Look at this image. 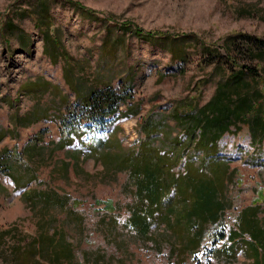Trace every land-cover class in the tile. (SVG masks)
<instances>
[{
	"label": "rangeland",
	"instance_id": "374dc122",
	"mask_svg": "<svg viewBox=\"0 0 264 264\" xmlns=\"http://www.w3.org/2000/svg\"><path fill=\"white\" fill-rule=\"evenodd\" d=\"M35 2L0 0V155L7 151L11 156L7 160L13 164L12 179L0 180V231L15 228L10 238L0 241V264H17L23 256L18 253L27 243L21 241L36 237V226L42 220V226L60 230L73 248L74 262L80 264H96L101 255V260H109L107 264H250L242 253L229 256L227 252L236 250L228 251L229 242L220 234L227 236L235 230L240 213L248 207H258L259 218L264 221V139L253 141L248 127L241 125L238 132L232 129L220 140L218 158L228 163L230 173L222 178L219 188L227 210L219 223L202 227L203 239L196 250L186 246L196 239L185 217L194 209L196 199L184 188L187 180L179 182L178 195L170 203L176 208L173 220L156 216L148 235L136 232L129 220L130 211L139 203L128 172L111 171L92 157L72 168L65 152L54 147L59 119L64 118L75 99L63 80V61H49L42 53L43 40L33 17L22 16ZM69 3L95 12L104 23L81 20ZM50 10L55 33L62 40L69 64L77 68L74 72L78 78L90 83L97 74L110 76L117 86L128 73L127 78L133 81L127 86L133 88L132 108H139L138 115L118 116L110 123L109 131L116 130L110 136L111 149L121 153L138 148V142L144 139L140 127L145 118L167 116L176 101L203 105L235 65L256 69L264 92V59L257 55L258 45L249 47L252 42L247 39L254 36L264 41V0H50ZM9 23L18 31L10 32ZM121 26L145 34L169 35L173 45L187 49V62L171 61L163 49L166 40L149 43L126 34L122 48L114 54V60L110 59L111 68L106 66L108 71L96 73L102 62L100 46L108 36L111 42L121 37ZM209 48L212 55L205 51ZM34 82L50 84L51 88L36 96L20 90ZM121 111L124 113V106ZM20 119L22 125L18 126ZM168 122L174 126V122ZM159 146L161 140L156 139L153 147ZM189 155L197 170L202 166L212 175L219 171L216 164H201V154L190 150ZM184 160L174 170L176 173H182ZM24 175L35 178L30 183L31 197L39 191L41 195L62 197L67 203L64 212L75 213L78 224L65 220L60 208L45 210L33 200L23 202L14 185L28 186ZM173 195L170 192L168 198ZM41 264L49 263L42 260Z\"/></svg>",
	"mask_w": 264,
	"mask_h": 264
},
{
	"label": "trees",
	"instance_id": "16d2710c",
	"mask_svg": "<svg viewBox=\"0 0 264 264\" xmlns=\"http://www.w3.org/2000/svg\"><path fill=\"white\" fill-rule=\"evenodd\" d=\"M35 1L31 11H26V14L22 16L33 17L34 25L43 40L42 53L49 61L55 64L60 60L63 61V80L75 99L64 118L59 119L61 130L74 135L75 131L84 129L87 134L95 135V133L108 131L110 123L118 116L138 115L139 108H132L133 88L127 85L133 81L131 78H127L128 73L123 79H120V85L117 86L114 85V80L110 76L103 77L97 74L90 83L82 81L83 77L78 78L74 72L77 68L73 64H69L63 50L62 40L59 38V34L55 33L50 15V0ZM69 4L72 9L78 12L81 20H86L89 23H104V20L97 17L95 12L72 3ZM7 25L10 32L18 31L12 23ZM119 28L121 37H115L114 42H111L108 36L100 46L102 62L96 73L108 71L111 68L109 64L112 61L110 59L114 60V54H117L118 49L122 48L124 43L122 38L126 34L140 37L149 43L158 41L157 39L166 40L167 44L163 49L168 51L171 61L183 64L187 62V49L173 45L169 40V35L163 37L152 33L145 34L133 30L131 26ZM108 34L110 35V33ZM20 39L24 44L23 35L20 36ZM247 39L252 42L249 47L253 48L255 44L258 45L259 54L257 53V55L264 59V41L254 36L247 37ZM205 51L208 52V55H212L210 48ZM251 51L252 49L248 50V53ZM230 64L232 65V62ZM106 66H109L108 69ZM216 70L221 71L218 67ZM81 74L83 76V72ZM223 76L224 78L217 83L214 94L204 105L199 106L181 100L172 106L167 116H160L157 120L145 118L140 127V134L144 139L138 142V148L134 152L129 151L124 154L117 150L112 154L109 151L114 147L98 146L97 151L105 153L100 156L98 161H101L104 167L111 171H127L128 181L134 183V195L139 204H136L130 211L129 224L136 232L148 235L152 227L151 221L153 218L158 219L156 216H160L168 222L173 220V212L176 208L170 203L177 197L179 182L182 180H187L184 183L187 193H193L196 196L193 203L194 209L187 211L185 215L188 220V228L192 233L196 232L192 236L196 239L190 240L186 246L196 250L203 239L201 237L202 227L219 223L220 216L227 210L221 199L219 188L222 178L230 173H228V163L218 158L219 142L226 133H230L231 129L238 132L241 125L248 127L253 141H263L264 92L260 89V75L256 69L251 70L245 65L238 64ZM49 85L34 82V84L22 86L20 90L28 95L46 94L51 88ZM122 106L125 107L124 113L121 111ZM32 118L36 120V117ZM18 121L20 122L17 125L21 126L22 120ZM168 121L174 122V126L170 127ZM175 132L176 134L172 136ZM156 139L161 140V146L158 148L153 147ZM190 150H193L195 155L201 154V164L205 166L216 164L219 166V171H214L212 175L202 166L198 167L200 170H197L190 163ZM183 159H185L183 171L178 174L174 170L181 166ZM190 174L193 175V179L189 178ZM188 180L192 182L189 183ZM170 192L174 195L168 198ZM188 205L189 203H186L185 207ZM258 213V207L248 212L237 229L231 230L227 236L221 233V239L227 237L228 240H234L239 238L240 234L249 235L248 231L250 230L251 238H255L257 241L258 239L264 240L263 230L257 228L254 220L248 219L256 217ZM236 251L231 252L236 256L239 252ZM253 259L255 264L254 256ZM259 264H264V253L260 256Z\"/></svg>",
	"mask_w": 264,
	"mask_h": 264
},
{
	"label": "crops",
	"instance_id": "0c3cea01",
	"mask_svg": "<svg viewBox=\"0 0 264 264\" xmlns=\"http://www.w3.org/2000/svg\"><path fill=\"white\" fill-rule=\"evenodd\" d=\"M37 94V93H36ZM36 94H29L30 96H36ZM177 102L176 101L172 104L174 106ZM208 102V101H207ZM205 104V103H204ZM203 104V105H204ZM199 105V104H198ZM171 106V108H172ZM202 106V105H199ZM169 112V110L167 111ZM43 119H40L37 122L42 121ZM16 121V120H15ZM32 125V124H30ZM232 130V129H231ZM115 129L108 130L104 133H96L95 137H93V134H88L84 131V129H81L79 131H75L73 134H68L67 132H63L61 130V126L59 125V136H58V142L54 147L56 149L62 150L65 152V154L70 158L72 161V168L74 167V164H78L82 159L84 158H93L98 159L101 155L105 153L98 152V146L100 145H108L112 144L111 142V134L115 133ZM79 137V138H77ZM105 137V138H103ZM115 140V138H114ZM257 142V141H256ZM115 144V143H114ZM27 147V145L24 147V149ZM108 148V147H107ZM116 150L110 149L109 153H116ZM3 151H1L2 153ZM91 153L94 155H91ZM91 155V156H89ZM1 160L5 161L4 164L0 162V180L1 179H12V169L13 164H11V160L9 159L11 156L8 155L7 151L3 152ZM28 172L31 170L26 169ZM24 170V172H26ZM24 179H26L25 183L28 184V186H22L21 184H15L13 183L15 190L18 192L20 191V199L23 202L31 203L32 200L36 203V205H41V207L45 210L47 208L54 209L57 208L60 211L64 212L65 207L67 205L66 202L63 201L62 197L57 196H51L48 194H35L33 197H31L30 194V183L35 181V178L32 175H24ZM134 188V187H133ZM254 208H257L255 206L248 207L243 209V211L239 215V223L237 227L240 225L241 222L245 219L248 212L253 210ZM17 209V208H16ZM18 212V210H16ZM65 214V220H70V224L76 225L78 224V216L73 212H64ZM259 213L256 217L248 218L250 220H254L256 222L257 228L263 230L264 232V221H262L259 218ZM44 220H42L43 222ZM56 220H54L55 222ZM37 224V235L36 237H30V238H24L21 242H26V244L23 245L24 248L20 250L18 253V256H22L20 260H18L17 264H41V261H45L49 264H80L79 262H74V254H73V248L71 244L67 241L66 237L64 235H61L60 230L56 231V227H47V225L42 226L43 223ZM1 224V223H0ZM3 224V223H2ZM236 227V229H237ZM13 227L8 229H2L0 231V241L2 239L10 238L11 235L14 234ZM235 229V230H236ZM249 235H242L240 234L236 239H227L228 246L227 250H237L238 253H242L244 256L247 257V260L250 261V264H254L253 256L255 257V264L260 263V256L262 253H264V240L258 239V241L255 238L250 237V230L248 231ZM236 245L237 248H236ZM14 249V248H13ZM11 251L13 255H15L17 252L15 250ZM236 251V252H237ZM235 251H233L234 253ZM226 253V252H224ZM227 254L230 256L232 254L231 251L227 252ZM24 257V258H23ZM102 255L97 257L98 261H94L96 264H107L109 260H101ZM93 262V261H92Z\"/></svg>",
	"mask_w": 264,
	"mask_h": 264
}]
</instances>
